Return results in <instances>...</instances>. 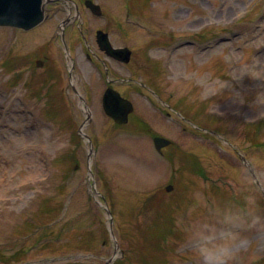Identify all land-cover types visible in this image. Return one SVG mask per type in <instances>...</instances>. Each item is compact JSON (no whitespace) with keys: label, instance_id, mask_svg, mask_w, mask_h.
I'll return each mask as SVG.
<instances>
[{"label":"rangeland","instance_id":"374dc122","mask_svg":"<svg viewBox=\"0 0 264 264\" xmlns=\"http://www.w3.org/2000/svg\"><path fill=\"white\" fill-rule=\"evenodd\" d=\"M151 1L148 8L149 0H135L137 5L147 2L144 8L155 32L132 27L134 61L141 58L145 44L170 58L176 67L163 77L164 93L172 94L170 101L184 115H199V122L211 113L204 124L221 138L192 139L181 134L182 123L175 115L168 118L151 108L137 92L133 99L154 130L178 142L177 151L196 154L208 182L186 168L170 177L174 166H186L187 156L178 153L171 160L169 149L157 154L151 139L134 133L131 125L120 131L122 139L114 148L115 143L105 139L109 122L101 119L96 97L91 107L101 115L84 131L99 143L89 155L86 138L72 135L74 123L65 119L72 110L78 114L74 94L66 92L67 100H32V93L44 91L27 90L13 76L25 64L5 67L7 58L15 60L6 56L11 34L2 29L7 37L0 45V264H198L187 226L214 205L234 199L228 196L231 189L237 197L242 188L254 190L250 174L227 141L246 156L264 188V16L255 18L264 0ZM230 29L239 32L214 41L215 35ZM185 35L193 36V47L157 48ZM139 66L138 80L146 76ZM82 78L84 84L101 87L87 72ZM254 120L256 127L250 126ZM91 182L108 197L111 224ZM169 182L173 187L166 191ZM258 189L257 201L264 207ZM177 192L186 199L180 200ZM246 235L249 247L239 264H264V227L249 229Z\"/></svg>","mask_w":264,"mask_h":264},{"label":"flooded vegetation","instance_id":"af4514ba","mask_svg":"<svg viewBox=\"0 0 264 264\" xmlns=\"http://www.w3.org/2000/svg\"><path fill=\"white\" fill-rule=\"evenodd\" d=\"M85 1L56 0L47 4L45 19L47 25L45 30L49 33V37L46 42L37 46V52L28 59L29 66L32 71H37L38 80L45 82L46 85L52 82H58L59 85H62L67 79L72 89L79 84L80 75L78 70L85 69V66H87L98 77L99 69L97 67L101 66L105 81L109 80L108 84L103 88L101 96L108 85L114 86L115 84L116 87L122 85L126 89L131 79L130 62L122 63L107 56L104 51L100 50L96 43V32L97 30H102L106 33L113 46L117 47L123 44L114 42L111 27L109 26L110 20L106 17L104 11L99 14H93L86 6ZM124 15L126 23L129 24L128 12L124 13ZM91 17L96 19L93 24V36L89 35L91 27L87 30L83 29L84 24L88 23ZM63 20H66L64 25L62 24ZM80 26H82L81 29L79 28ZM75 27L81 38L84 39H76ZM122 33L123 31H119L118 35H122ZM61 37H64L67 48L70 51L68 56H65V45ZM86 39L89 42H86ZM109 74L110 79H106ZM125 84L128 86H124ZM118 90L123 95V90Z\"/></svg>","mask_w":264,"mask_h":264},{"label":"clouds","instance_id":"9594fccd","mask_svg":"<svg viewBox=\"0 0 264 264\" xmlns=\"http://www.w3.org/2000/svg\"><path fill=\"white\" fill-rule=\"evenodd\" d=\"M241 192L238 199L214 205L206 216L187 226L198 264H239L249 247L247 230L264 227V207L253 190L245 187Z\"/></svg>","mask_w":264,"mask_h":264},{"label":"water","instance_id":"95a60500","mask_svg":"<svg viewBox=\"0 0 264 264\" xmlns=\"http://www.w3.org/2000/svg\"><path fill=\"white\" fill-rule=\"evenodd\" d=\"M42 0H0V23L29 26L41 17ZM158 138L156 145L161 144Z\"/></svg>","mask_w":264,"mask_h":264}]
</instances>
